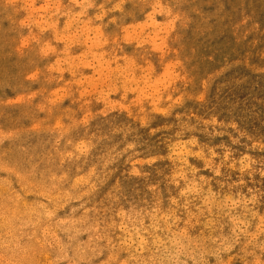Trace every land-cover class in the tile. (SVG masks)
Listing matches in <instances>:
<instances>
[{"label":"rangeland","instance_id":"1","mask_svg":"<svg viewBox=\"0 0 264 264\" xmlns=\"http://www.w3.org/2000/svg\"><path fill=\"white\" fill-rule=\"evenodd\" d=\"M0 264H264V0H0Z\"/></svg>","mask_w":264,"mask_h":264},{"label":"bare ground","instance_id":"2","mask_svg":"<svg viewBox=\"0 0 264 264\" xmlns=\"http://www.w3.org/2000/svg\"><path fill=\"white\" fill-rule=\"evenodd\" d=\"M153 131V130H152ZM82 142V141H81ZM83 143V142H82ZM84 144V143H83ZM85 148V147H84ZM80 149V148H79ZM78 149V150H79ZM81 153H82V151H81ZM190 167V166H189ZM188 167V168H189ZM175 170V169H174ZM174 174V173H173ZM54 178V177H53ZM77 179V178H76ZM187 182V181H186ZM40 191V190H39ZM45 193V192H44ZM27 194V193H26ZM42 195V194H41ZM20 198V197H19ZM224 198V197H223ZM219 199H220V197H219ZM223 201V200H222ZM223 206H224V204H223ZM200 207V206H199ZM206 207V206H205ZM211 208V207H210ZM203 209V208H202ZM45 215V214H44ZM163 219V218H162ZM158 220V219H157ZM229 222V221H228ZM161 223V222H160ZM209 225V224H208ZM230 225H232V224H230ZM7 231V230H6ZM129 231V230H128ZM170 233V232H169ZM220 233V232H219ZM175 234V233H174ZM231 234V233H230ZM177 235H178V232H177ZM183 235H186V234H183ZM216 235V234H215ZM201 236V235H200ZM22 237V236H21ZM178 237V236H177ZM181 237V236H180ZM230 237V236H229ZM236 237V236H235ZM18 239H20V238H18ZM198 240H200V239H198ZM127 242V241H126ZM210 242V241H209ZM208 242V243H209ZM187 243H188V241H187ZM190 243H193V242H190ZM201 243H202V241H201ZM216 245V244H215ZM2 246V245H1ZM157 247V246H156ZM186 247V246H185ZM201 247V246H200ZM209 247V246H208ZM226 247V246H225ZM210 248V247H209ZM224 249V248H223ZM160 250V249H159ZM188 250V249H187ZM209 250V249H208ZM185 251V250H184ZM197 251H199V250H197ZM204 251V250H203ZM188 252V251H187ZM130 253V252H129ZM196 253H199V252H196ZM194 254V253H193ZM206 256V255H205ZM198 257V256H197ZM149 258H151V257H149ZM194 258V257H193ZM189 259V258H188ZM176 261V260H175ZM179 261V260H178ZM218 261V260H217Z\"/></svg>","mask_w":264,"mask_h":264}]
</instances>
